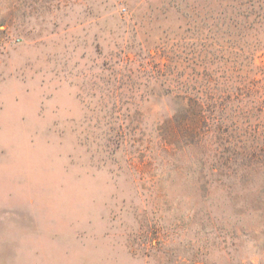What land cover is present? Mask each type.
<instances>
[{"label": "rangeland", "instance_id": "rangeland-1", "mask_svg": "<svg viewBox=\"0 0 264 264\" xmlns=\"http://www.w3.org/2000/svg\"><path fill=\"white\" fill-rule=\"evenodd\" d=\"M230 5L0 0V264H264L251 197L158 145L169 57L252 53L264 85V31L211 29Z\"/></svg>", "mask_w": 264, "mask_h": 264}, {"label": "trees", "instance_id": "trees-1", "mask_svg": "<svg viewBox=\"0 0 264 264\" xmlns=\"http://www.w3.org/2000/svg\"><path fill=\"white\" fill-rule=\"evenodd\" d=\"M219 2L231 5L211 18L212 30L221 22L237 27L239 36L264 31V0ZM251 55L244 57L247 69L230 66V60L211 51L187 59L186 65L181 58L166 59L156 75L172 105L158 145L162 163L187 162L206 194L207 186L219 184L230 196H243L245 202L251 197L247 210L264 215V85Z\"/></svg>", "mask_w": 264, "mask_h": 264}]
</instances>
